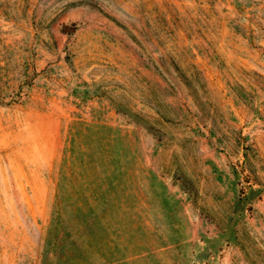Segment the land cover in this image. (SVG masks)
Returning <instances> with one entry per match:
<instances>
[{
	"label": "rangeland",
	"instance_id": "rangeland-1",
	"mask_svg": "<svg viewBox=\"0 0 264 264\" xmlns=\"http://www.w3.org/2000/svg\"><path fill=\"white\" fill-rule=\"evenodd\" d=\"M0 264H264V0H0Z\"/></svg>",
	"mask_w": 264,
	"mask_h": 264
},
{
	"label": "water",
	"instance_id": "water-1",
	"mask_svg": "<svg viewBox=\"0 0 264 264\" xmlns=\"http://www.w3.org/2000/svg\"><path fill=\"white\" fill-rule=\"evenodd\" d=\"M64 29H68V26H64Z\"/></svg>",
	"mask_w": 264,
	"mask_h": 264
}]
</instances>
